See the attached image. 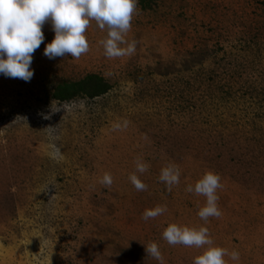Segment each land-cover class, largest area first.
I'll list each match as a JSON object with an SVG mask.
<instances>
[{
	"label": "rangeland",
	"instance_id": "rangeland-1",
	"mask_svg": "<svg viewBox=\"0 0 264 264\" xmlns=\"http://www.w3.org/2000/svg\"><path fill=\"white\" fill-rule=\"evenodd\" d=\"M42 31L31 81L0 75V264H159L153 242L163 264H193L204 249L170 246L171 223L264 264V0H138L136 51L114 59L94 21L79 59L47 58L55 33ZM66 84L80 86L64 99ZM137 158L147 191L129 180ZM170 163L181 177L169 192ZM208 171L223 215L205 223L206 198L185 189ZM157 205L167 212L145 222Z\"/></svg>",
	"mask_w": 264,
	"mask_h": 264
},
{
	"label": "clouds",
	"instance_id": "clouds-1",
	"mask_svg": "<svg viewBox=\"0 0 264 264\" xmlns=\"http://www.w3.org/2000/svg\"><path fill=\"white\" fill-rule=\"evenodd\" d=\"M138 0H0V75L6 78L21 79L30 82L34 76L31 68L33 54L45 41L42 31L46 23H51L55 33L52 42L44 48L49 59L69 55L79 59L90 51L86 30L94 21L101 30H107V36L100 41L104 55L108 59L130 56L136 51L135 41L129 42L127 34L132 28V20L137 11ZM126 45V46H125ZM124 127H127L125 122ZM121 129L118 124L114 130ZM136 172L129 176L134 188L147 191L145 184L136 173L148 172L150 165L137 158ZM181 170L175 164L162 168L159 181L170 192L179 185ZM105 187H111L113 177L105 173L99 181ZM223 189L222 177L208 171L195 183L188 185L185 191L206 198L198 216L205 223L209 218L223 215L218 205V190ZM167 212L166 205H157L147 209L142 219L147 222ZM162 239L170 246L182 245L204 249L194 257L193 264H228L229 260L239 262L240 254L236 250L215 246L207 227H187L176 223L169 224L162 233ZM148 256L163 264V256L157 243L146 246Z\"/></svg>",
	"mask_w": 264,
	"mask_h": 264
},
{
	"label": "trees",
	"instance_id": "trees-1",
	"mask_svg": "<svg viewBox=\"0 0 264 264\" xmlns=\"http://www.w3.org/2000/svg\"><path fill=\"white\" fill-rule=\"evenodd\" d=\"M79 86H80L79 84H66V85L61 86L60 96H62V98H64V99L65 98L67 99L68 98L67 94H69L70 90L77 89Z\"/></svg>",
	"mask_w": 264,
	"mask_h": 264
}]
</instances>
